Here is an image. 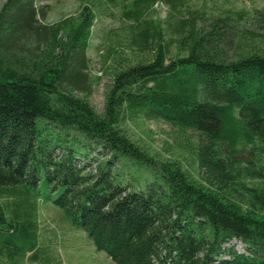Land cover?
I'll list each match as a JSON object with an SVG mask.
<instances>
[{"label":"trees","instance_id":"16d2710c","mask_svg":"<svg viewBox=\"0 0 264 264\" xmlns=\"http://www.w3.org/2000/svg\"><path fill=\"white\" fill-rule=\"evenodd\" d=\"M76 1L53 24L34 0L0 6V259L45 253L40 201L113 264H264V11L205 27L190 15L168 35L144 19L160 0H97L120 3L129 22L125 51L107 50L114 67L98 114L86 52L99 6ZM164 1L179 13L184 0ZM238 20L258 39L234 36ZM137 119L197 134L200 179L131 141L121 126ZM246 147L256 152L244 163ZM94 152L107 159L96 165Z\"/></svg>","mask_w":264,"mask_h":264},{"label":"rangeland","instance_id":"374dc122","mask_svg":"<svg viewBox=\"0 0 264 264\" xmlns=\"http://www.w3.org/2000/svg\"><path fill=\"white\" fill-rule=\"evenodd\" d=\"M5 1L0 0V6ZM93 2L99 6V13L86 52L87 75L93 81L96 78L98 80L93 84L87 101L96 113L102 114L105 94L111 82L110 74L114 67L112 56H115L110 54L111 56L106 57V53L110 46L114 47L116 52L125 51L128 43L123 37L127 36L129 22L121 14L120 3L100 4L97 0ZM34 3L43 14L40 21L44 24H53L70 15L79 5L76 0H34ZM153 8L155 13H146L144 19H152L160 23L168 35H175L174 26L182 18L193 15L197 27H205L209 21L217 17L230 16L238 19L235 13L242 10L264 11V0H184L179 7V13L171 12L169 5L164 0H160ZM238 21L228 22L234 27V36L246 42L257 38L251 32L260 31L251 27L248 22ZM173 51L172 47L171 52ZM121 128L131 141L156 160L179 163L189 174L200 179V171L193 161L192 153L197 134L191 132L182 134L164 122L148 119L125 122ZM253 153L250 147L243 148L240 158L246 163L252 159ZM91 156L95 159L96 165L107 159L96 152ZM37 204L38 249L45 253H39L36 262L26 258L16 264H113L103 252L95 250L86 233L74 228L53 203L38 201ZM231 244L239 252L243 250L240 242L232 241ZM0 264L10 263L0 259Z\"/></svg>","mask_w":264,"mask_h":264}]
</instances>
